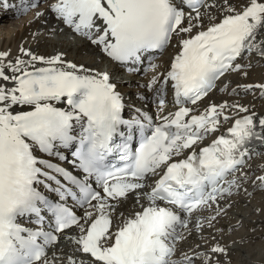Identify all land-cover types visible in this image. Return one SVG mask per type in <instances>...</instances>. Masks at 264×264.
<instances>
[{
  "label": "snow or ice",
  "instance_id": "1",
  "mask_svg": "<svg viewBox=\"0 0 264 264\" xmlns=\"http://www.w3.org/2000/svg\"><path fill=\"white\" fill-rule=\"evenodd\" d=\"M0 9L40 24L37 49L0 51V264H230L249 237L229 245L243 224L218 225L233 195L264 190V168L250 165L264 156V80L244 82L264 68V0ZM50 37L83 44L92 62L67 59ZM105 61L148 79L125 94ZM216 93L231 99L204 102Z\"/></svg>",
  "mask_w": 264,
  "mask_h": 264
},
{
  "label": "rangeland",
  "instance_id": "2",
  "mask_svg": "<svg viewBox=\"0 0 264 264\" xmlns=\"http://www.w3.org/2000/svg\"><path fill=\"white\" fill-rule=\"evenodd\" d=\"M167 57V53L162 58L165 60ZM107 64V63H106ZM105 67V66H104ZM254 72H251V76L245 80L244 82H259L261 80H264V68H258L256 70H253ZM151 73H149V76ZM125 78L126 80H131L133 84H136L137 82L143 83L144 81H147L148 77H137L134 78L133 76H129L128 79L126 75L120 76ZM115 78H118L115 76ZM238 77H232V80H236ZM241 78L239 77L238 80ZM137 81V82H136ZM136 82V83H135ZM225 83H230L229 81H226ZM128 94V93H127ZM222 94L221 98L229 99L230 96L225 93ZM229 97V98H228ZM253 99V97L249 96L244 98L242 102H247L248 99ZM255 111L259 115L264 114V101L261 100H255ZM227 125V124H225ZM264 151V149L262 150ZM258 158H260L258 160ZM250 165L253 168H256L257 166H260L264 168V156H255L250 161ZM250 187H248L249 189ZM244 196L245 193L241 192L240 194H235L231 197V201L235 202V207L231 209L230 214L223 220H221L220 227L223 224H228L230 220L234 217H238V214L241 215L244 210L246 212L244 213L243 219V227H237L236 233H232L229 229L225 233V242L229 245L232 244V240L236 239L238 240L240 236H247L249 237V242L246 245L238 246L237 249H233L231 253H233V256H230V264H264V214H259L258 210L262 207H264V190H258L257 192H254L251 196H248L247 194L240 199V197ZM261 205V206H260ZM244 209V210H243ZM207 213V212H206ZM255 221V222H254ZM257 221V222H256ZM246 223V225H244ZM252 224V226L250 225ZM239 224H237L238 226ZM229 239V240H228ZM197 243H202V241H197ZM235 253V254H234ZM233 258V259H232Z\"/></svg>",
  "mask_w": 264,
  "mask_h": 264
},
{
  "label": "bare ground",
  "instance_id": "3",
  "mask_svg": "<svg viewBox=\"0 0 264 264\" xmlns=\"http://www.w3.org/2000/svg\"><path fill=\"white\" fill-rule=\"evenodd\" d=\"M32 19H33V15L31 12L26 14V15H21V16L17 17L13 12H9V11H5V10L0 9V51L9 50V51H11L12 54H17L18 47H20V46H23L25 48L31 47L32 49H37L38 45L33 41L32 37L30 35V32L33 29L40 27V24H39V22L34 23V24H30V21H32ZM52 42L60 43L63 48L69 49L67 59L73 60V61H79L82 63H91L92 62L91 53L89 51L87 54H85V49H84L83 44H80L79 46H76V47H72L67 42L60 41L59 39L53 40V38L50 37L49 43H52ZM39 50L41 52H44L45 50L49 53L53 52V49L51 47H47L45 49V47L43 46V41L41 43V46L39 47ZM170 55H171V51H169L168 56L166 57L165 60L163 59V61H167L168 57ZM163 61L158 60L157 62L160 63ZM104 66H105V63H104ZM108 70L111 71L112 73H114V76L118 77L117 79L121 78L120 76H123V75H126V77L128 79L130 78L129 77L130 75L125 74L123 72V70L118 69L115 65H109ZM252 72H254V71H252ZM131 76H133L134 78L138 77L135 75H131ZM238 79H239V77L236 80H238ZM225 82L226 81H224V83ZM248 82H245V83H248ZM136 84H133L130 79L126 80L125 78H123L122 82L118 84V88L122 92H124L125 94H127V93L129 94V93H133L136 91ZM221 97H222V94L216 93L215 95H210V98L209 99L207 98L204 102L208 103V104H212V103L219 104L225 100L231 99L229 97H228L229 99H224ZM133 99H134V97H133ZM247 99H248V101L250 100V98H247ZM244 103H247V102H244ZM262 117H264V114L262 115ZM231 126H232L231 124L224 125V127L221 128L217 132V134H216L217 138L220 134L226 133L227 129ZM210 139L211 138L204 140L203 143L205 145H207L209 143ZM262 150L263 149H260V148L256 149V151H262ZM180 158H184V157L179 156V157H175L174 159H180ZM259 159L260 158H258V160ZM248 191L252 192V188L250 187L248 189ZM255 192H257V191H255ZM244 196L242 195V197H240V199H242ZM231 202L235 207V202L234 201H231ZM132 210L133 209L128 208L127 212H131ZM136 210L138 211L139 209H136ZM127 212L125 213L126 216H127ZM245 212H246V210H244L241 215L238 214V217L232 218V220H230L228 222V224H223L220 227H225L229 224H232V225L241 224L243 222L242 218L244 217L243 215ZM208 214L209 213L204 212V213H201V216L208 215ZM244 225H246V223H244ZM250 225L252 226V224H250ZM189 227H191V225H189ZM207 234H208L207 232L204 233V235H207ZM197 241L198 240L190 241V243H197ZM59 243H61V241H59ZM235 249L238 250L239 249L238 246ZM230 256H233V253H230Z\"/></svg>",
  "mask_w": 264,
  "mask_h": 264
}]
</instances>
